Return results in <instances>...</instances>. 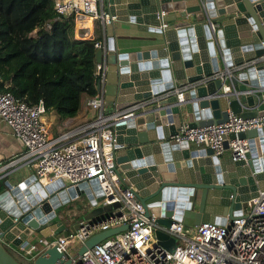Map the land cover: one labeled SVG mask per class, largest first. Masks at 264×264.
I'll list each match as a JSON object with an SVG mask.
<instances>
[{"label": "water", "instance_id": "water-1", "mask_svg": "<svg viewBox=\"0 0 264 264\" xmlns=\"http://www.w3.org/2000/svg\"><path fill=\"white\" fill-rule=\"evenodd\" d=\"M101 3V8L118 20L162 33L160 48L95 50V62L106 65L95 87L97 92L103 91L104 102L111 106L105 112L116 117L115 167L136 189L146 214L155 211L157 222L169 226L172 214L182 220L189 210L201 222L220 224L225 223L226 215L232 218L246 211V200L264 188V125L224 135L225 149L229 138L248 140L249 152L240 160L216 156L208 146L191 147L176 135L183 122L190 127L220 123L227 120L228 111L242 115L246 109L247 116L264 115V0ZM164 22L162 29L159 26ZM260 56L263 58L251 62ZM244 63L236 71L230 92L222 91L219 78L204 81L221 69ZM188 84L192 86L179 100L175 89ZM140 101L142 106L131 108ZM130 111L133 115L124 116ZM6 185L8 188H0V264H70L71 259L55 245L30 259L13 248L28 247V237L34 232L49 236L50 227L56 224L53 234L67 233L63 221L49 225L60 198L65 201L85 195L94 206L86 216L120 205L118 201L102 203L104 197L95 178L75 185L62 180L45 184L41 194L30 193L27 200L22 199L23 182L16 188ZM10 192L18 203H13ZM126 227L127 223L92 234L77 254ZM155 234L163 245L173 243L163 232L156 230Z\"/></svg>", "mask_w": 264, "mask_h": 264}, {"label": "built area", "instance_id": "built-area-1", "mask_svg": "<svg viewBox=\"0 0 264 264\" xmlns=\"http://www.w3.org/2000/svg\"><path fill=\"white\" fill-rule=\"evenodd\" d=\"M97 1L53 0L57 18L86 15L99 20L103 26L110 24L114 17L100 9ZM166 24L162 23L160 28H165ZM95 46L104 52L115 49L114 36H105L95 42ZM261 58L256 57L251 62ZM243 66L245 63L221 69L204 81L219 78L222 91L230 92L237 77L236 71ZM105 68L104 63H96L95 75L102 77ZM191 86L175 89L179 100L183 98V91ZM142 104L137 102L131 108L137 109ZM86 105L96 110L95 117L80 126L53 134L43 120L46 109L42 99L28 103L17 99L10 91L0 90V118L10 126L13 136L24 147L19 156L10 158L2 167L14 168L19 164L33 168V173L23 179V189L27 191L24 197L30 193L41 194L45 184L58 180L75 185L95 178L104 197L102 203H120L102 218L75 222L66 229V234L40 235L29 241L28 247L17 245L14 250L30 259L46 247L55 245L71 259L70 264H264V188L246 200V211L232 218L226 215L224 224L202 221L185 233L182 220L174 214L170 216L173 221L169 226L160 224L155 211L146 214L134 186L116 170V117L104 111L103 94L87 98ZM133 112L124 116L133 115ZM263 125L264 115L243 116L228 111L227 120L220 123L190 127L183 122L176 139L208 146L216 156H222L228 150L232 160H240L249 152L248 140L229 138L228 149H225L224 135ZM125 223L124 230L77 254L79 246L92 234ZM156 230L166 234V239L172 238L173 243L163 245L156 237Z\"/></svg>", "mask_w": 264, "mask_h": 264}, {"label": "trees", "instance_id": "trees-1", "mask_svg": "<svg viewBox=\"0 0 264 264\" xmlns=\"http://www.w3.org/2000/svg\"><path fill=\"white\" fill-rule=\"evenodd\" d=\"M73 19L57 18L53 0H0V90L28 103L42 99L59 119L96 95L99 39L75 37Z\"/></svg>", "mask_w": 264, "mask_h": 264}, {"label": "crops", "instance_id": "crops-1", "mask_svg": "<svg viewBox=\"0 0 264 264\" xmlns=\"http://www.w3.org/2000/svg\"><path fill=\"white\" fill-rule=\"evenodd\" d=\"M188 4V1H185ZM98 7L101 9V0L97 1ZM189 5V4H188ZM73 33L75 37H83V38H97L99 40H103L105 36L112 32V35L115 39V49L118 51H138L145 49H155L160 48L162 46L161 40V32L148 30L142 28L138 23L130 21V20H118L116 18L113 19V22L105 27L99 20L90 18L86 15H77L73 17ZM161 27V25L159 26ZM105 59V54L103 53V60ZM97 63V62H96ZM97 93H102L103 91H98ZM104 96V94H103ZM86 99L84 98L78 112L72 116L64 119H59L56 112L54 110H50L45 112L43 116V120L46 122L47 126H49L50 132L52 133L54 129L63 127L61 130H67L71 127L80 126L91 119V117L96 113V110L90 108L86 105ZM110 104L104 102V111H110ZM243 112H248L246 109ZM191 147H199L194 143L190 142ZM24 150V147L18 142V140L13 136L11 132L10 126L0 118V188H8L6 183L12 185V188H16L20 183L23 182V179L28 175L33 173V168L31 166H25L19 164L14 168H6L2 167V165L12 157L19 156L21 152ZM167 153H170L167 151ZM222 156H230L229 151H225ZM11 188V187H10ZM24 189L22 191V199H26L24 197L25 192ZM10 191V189H9ZM11 193V192H10ZM11 198L13 199V203H18L19 199H16L14 194L11 193ZM59 210V211H58ZM90 210L89 201L85 195L81 194L75 198H68L65 201H62L60 198V204L54 207V214L57 215L49 221V225L57 222L63 221L66 218H73L75 221L72 222L74 225L75 222L79 220V216L81 214H86L87 211ZM107 212V211H106ZM109 212V210H108ZM107 212V213H108ZM106 213V214H107ZM100 218L104 217V214L101 213ZM65 223V222H64ZM66 224V229H69L70 225ZM58 225L56 224L50 227L53 234L54 230L57 229ZM41 234L39 232H34L28 237L29 241H34Z\"/></svg>", "mask_w": 264, "mask_h": 264}, {"label": "rangeland", "instance_id": "rangeland-1", "mask_svg": "<svg viewBox=\"0 0 264 264\" xmlns=\"http://www.w3.org/2000/svg\"><path fill=\"white\" fill-rule=\"evenodd\" d=\"M44 115H45V113H44ZM43 115V116H44ZM242 115H244V116H247V115H249V112H243V114ZM63 127H59V128H56V129H54V130H52L53 132V134H55V133H59L60 131H62L61 129H62ZM89 206H90V210H88L87 211V213L86 214H81V216H79V219L81 220H90V219H92V218H94L95 217V219H97L101 214H99V213H97V214H93V215H90V216H86V215H88L89 214V212L92 210V208L94 207L93 206V204H91L90 202H89ZM59 211V210H58ZM108 212V211H107ZM107 212H103V214L104 215H106V213ZM56 215H57V213H56ZM55 215V216H56ZM54 219H55V217H54ZM185 220V221H184ZM200 219L198 218V216H197V214L196 213H194L192 210H189L184 216H183V218H182V222H183V224H184V232L185 233H188L189 232V229L191 228V227H193L194 225H196V224H198V223H200L201 221H199ZM73 221H75V219H73V218H66V219H64V222L65 223H67L68 225H72V222Z\"/></svg>", "mask_w": 264, "mask_h": 264}, {"label": "clouds", "instance_id": "clouds-1", "mask_svg": "<svg viewBox=\"0 0 264 264\" xmlns=\"http://www.w3.org/2000/svg\"><path fill=\"white\" fill-rule=\"evenodd\" d=\"M79 220H80V219H79ZM79 220H78V221H79Z\"/></svg>", "mask_w": 264, "mask_h": 264}]
</instances>
